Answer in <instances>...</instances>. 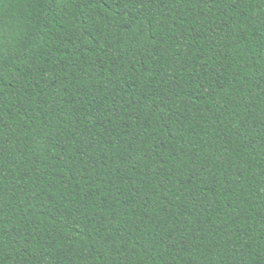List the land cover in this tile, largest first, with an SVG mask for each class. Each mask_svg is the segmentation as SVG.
Here are the masks:
<instances>
[{
	"label": "trees",
	"instance_id": "16d2710c",
	"mask_svg": "<svg viewBox=\"0 0 264 264\" xmlns=\"http://www.w3.org/2000/svg\"><path fill=\"white\" fill-rule=\"evenodd\" d=\"M0 264H264V0H0Z\"/></svg>",
	"mask_w": 264,
	"mask_h": 264
}]
</instances>
